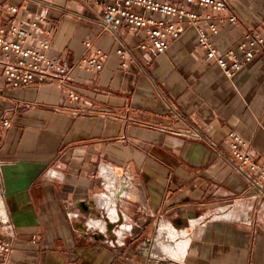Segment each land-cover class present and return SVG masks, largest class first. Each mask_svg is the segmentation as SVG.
I'll return each mask as SVG.
<instances>
[{
    "label": "crops",
    "instance_id": "0c3cea01",
    "mask_svg": "<svg viewBox=\"0 0 264 264\" xmlns=\"http://www.w3.org/2000/svg\"><path fill=\"white\" fill-rule=\"evenodd\" d=\"M39 1L59 9L45 39L66 79H0V237L11 250L0 264H264V178L228 143L237 132L264 170V47L228 78L193 30L151 56L125 28L104 30L99 0ZM229 3L238 21L214 39L219 52L247 31L264 38V0ZM96 51L102 70H86Z\"/></svg>",
    "mask_w": 264,
    "mask_h": 264
},
{
    "label": "built area",
    "instance_id": "2783aa9c",
    "mask_svg": "<svg viewBox=\"0 0 264 264\" xmlns=\"http://www.w3.org/2000/svg\"><path fill=\"white\" fill-rule=\"evenodd\" d=\"M23 1L39 7L34 13L27 11ZM100 22L105 31L125 28L139 37L137 47L151 56L165 54L169 44L187 30L195 31V43L211 60L232 77L245 64L251 63L263 50L264 38L254 30L247 31L230 49L219 52L214 39L223 25L233 27L238 16L230 11L229 0H99ZM57 7L39 0H0V79L12 88H24L38 84L62 83L65 69L57 57H50L48 40L53 25L50 11ZM25 12L26 23L15 24L10 18ZM87 48L89 42H84ZM116 55L123 59L125 51L118 48ZM106 56L96 51L93 56L81 60L86 70L100 71ZM122 66H127L123 62ZM70 99L77 96L69 94ZM4 122V125H7ZM232 158L239 167L250 172L259 169L247 152L248 143L235 131L228 134ZM10 244L0 237V258L10 252Z\"/></svg>",
    "mask_w": 264,
    "mask_h": 264
},
{
    "label": "bare ground",
    "instance_id": "6f19581e",
    "mask_svg": "<svg viewBox=\"0 0 264 264\" xmlns=\"http://www.w3.org/2000/svg\"><path fill=\"white\" fill-rule=\"evenodd\" d=\"M192 225V224H191ZM160 228H162V227H160ZM170 233V232H169ZM171 235V234H170ZM169 238V237H168ZM184 238H186V236L184 237ZM159 241V240H158ZM178 244V243H177ZM159 247H160V245H159ZM156 249H158V247H156ZM161 249V248H160ZM162 249H164V248H162ZM161 249V250H162ZM157 252H158V250H156ZM170 251V250H169ZM165 252V251H164ZM172 253V252H171ZM158 254H159V252H158ZM166 254V253H165ZM163 256V255H162Z\"/></svg>",
    "mask_w": 264,
    "mask_h": 264
}]
</instances>
